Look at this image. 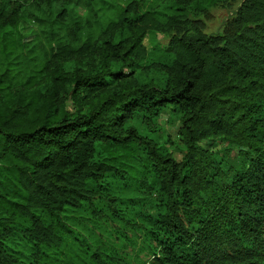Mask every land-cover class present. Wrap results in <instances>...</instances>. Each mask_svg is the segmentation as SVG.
I'll use <instances>...</instances> for the list:
<instances>
[{
	"label": "trees",
	"instance_id": "trees-1",
	"mask_svg": "<svg viewBox=\"0 0 264 264\" xmlns=\"http://www.w3.org/2000/svg\"><path fill=\"white\" fill-rule=\"evenodd\" d=\"M32 1L35 38L0 0V264H264V0L216 34L223 0Z\"/></svg>",
	"mask_w": 264,
	"mask_h": 264
},
{
	"label": "rangeland",
	"instance_id": "rangeland-1",
	"mask_svg": "<svg viewBox=\"0 0 264 264\" xmlns=\"http://www.w3.org/2000/svg\"><path fill=\"white\" fill-rule=\"evenodd\" d=\"M25 5V13L27 15L28 22L24 24L23 32L27 35H31L33 38L38 36L37 25L32 23V11L34 7H29L34 2L32 0H22ZM123 1V0H120ZM240 0H223L219 1L216 5L211 6L206 13H202V19L204 21V32L207 34H216L220 33L225 25V23L234 15V11L239 5ZM167 37L162 33H152L148 32L144 39L143 43L148 49H152L155 44L165 45L167 43ZM159 124L161 125V131L154 134L153 137L157 138L159 141L163 142L166 137L170 138L168 144L169 149L173 153V156L176 160L181 158L183 154L182 148L178 142L176 131L178 127V122L171 116L168 110L161 113L159 116ZM201 145H205L204 142H201ZM215 145V148H214ZM213 145L214 150H217L218 153H221L219 157L222 160V167L226 168L229 166H237V150L230 147L223 139L217 140Z\"/></svg>",
	"mask_w": 264,
	"mask_h": 264
}]
</instances>
